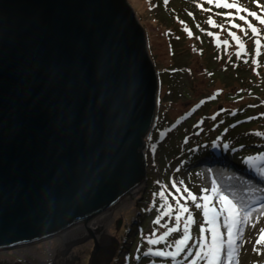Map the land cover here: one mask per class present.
Instances as JSON below:
<instances>
[{"label":"water","instance_id":"95a60500","mask_svg":"<svg viewBox=\"0 0 264 264\" xmlns=\"http://www.w3.org/2000/svg\"><path fill=\"white\" fill-rule=\"evenodd\" d=\"M157 93L127 0H0V252L92 241L88 264H111L105 222L146 182Z\"/></svg>","mask_w":264,"mask_h":264},{"label":"rangeland","instance_id":"374dc122","mask_svg":"<svg viewBox=\"0 0 264 264\" xmlns=\"http://www.w3.org/2000/svg\"><path fill=\"white\" fill-rule=\"evenodd\" d=\"M127 1L145 31L148 52L157 70L158 93L154 126L144 144L146 182L138 193L114 210L106 224L109 242L113 239L119 242L111 264H191L195 257L185 255L187 248L175 259L146 254L149 249L175 251L173 241L182 238L189 215L178 211L177 199L180 204H186L194 216L195 223L188 224L193 239L186 243L194 244L190 249L193 253L197 250L195 237L199 224L205 219L204 212L192 207L190 198L185 201L188 195L185 188L198 197L201 205H208L209 222L220 210L216 193L203 191L211 189L213 180L233 202L256 209L254 216L259 215L260 205L264 204V174L257 168H250V176L238 170L247 166L245 160L249 157L264 154V135H257L264 133V56L256 63L252 56L248 64L235 54L240 49L229 31L236 32L242 39L244 32L217 15L228 11L235 14V9L216 8L207 0H167V4L165 0ZM236 2L258 13L262 12L258 5H264V0H258V4L254 0ZM239 15L247 16L244 12ZM209 17L217 25L222 24L223 29L208 24ZM251 18L247 16L248 20ZM236 19L238 15L234 23L241 24L240 19ZM186 27L192 35L185 31ZM209 32L215 35L209 36ZM224 40L229 43L225 45ZM213 140L227 144L228 148L209 147L208 143ZM223 154L227 159H223ZM173 181H183L180 193L172 188ZM162 191L164 195H158ZM205 195L210 197L208 201L203 199ZM176 215L181 216L179 222L175 221ZM225 215L216 216L215 224L204 223L208 230L205 243H210L211 230L224 232L221 222ZM173 227L179 231L169 233L159 244L148 243L150 238L158 239ZM259 227H264V218L256 228L245 225L244 239L254 242ZM58 239L19 251H2L0 263L57 264L59 260L62 264L67 261V264H88L92 241L67 252ZM252 248L253 243L242 244L239 264H264V255H257ZM21 251L29 258L16 254L25 253ZM236 255L234 252V258ZM197 264L203 262L198 260Z\"/></svg>","mask_w":264,"mask_h":264},{"label":"snow or ice","instance_id":"6c2138e0","mask_svg":"<svg viewBox=\"0 0 264 264\" xmlns=\"http://www.w3.org/2000/svg\"><path fill=\"white\" fill-rule=\"evenodd\" d=\"M258 4V0H254ZM165 3L167 4V0H165ZM207 3L209 5H215L216 8H224V9H235L236 13L234 14L231 11L225 12V13H217V15H221L224 17L228 22L231 24L232 27H235L236 29L243 31L244 35H248V30L250 29L253 37H259L260 35V29L253 25L251 21L247 19V16H251L256 21L259 22V24L264 25V5H258L262 12L258 13L256 11H250L246 7H240L236 0H233V2H229V0H207ZM198 7L202 8V5H197ZM204 11H210V9H203ZM244 12L247 14L245 15H239V13ZM191 16L192 13H189ZM238 15V18L241 21H244L245 24H247V28H244L241 24L234 23V20L236 16ZM184 23L183 21L181 22ZM207 23L212 25L213 27H219L223 29V25H217L215 20H213L211 17L207 20ZM199 27V25H197ZM185 31L188 32L189 35H192L191 30L187 27L185 28ZM209 36H214V33H207ZM229 35L232 37L233 40L236 41L237 45H239V51H237L236 55L239 58L241 55V52L244 51V42L240 36L237 35L236 32L229 31ZM217 40L219 37H216ZM223 43L227 45L229 42L228 40H224ZM255 44V53L256 55L260 54V47H261V40L259 38H256L254 40ZM247 63V61H245ZM253 63H256L254 60ZM264 115V114H262ZM257 135H264V133H257ZM223 147L228 148V145L225 144ZM247 162L252 165V167L257 168L262 174H264V154L258 155V156H252L249 157ZM259 162V163H258ZM183 184V181L172 182V188L175 189L177 193L181 192L180 185ZM204 192L212 191L216 193L215 199H217L220 203V210L216 213V216H220L222 213H226L227 215L223 216L222 219V227L224 228V232H218L216 230H211V240L210 243H205L206 240L205 232L208 231L204 227V223H212L215 224L216 222V216H214L213 220L211 222L207 221L208 216V205L204 204L201 205V203L198 201V197L194 194H192L187 188L184 189V192H187L188 195L184 197L185 201H187L189 198L191 199L192 207H194L197 210H201L204 212V221L199 224L198 227V233L195 237L196 239V251L193 253L190 249L192 246L188 245L186 242L190 239H193V237L190 236L189 230H188V224L189 223H195L194 216L191 213L189 207L186 206V204H180L179 200H176V203L179 205L178 211L181 213H189V215L186 218V222L184 224L183 232L181 233L182 238L173 241V244L175 246V251H166V250H156L152 251V249H149L147 255H155L160 257H171L173 259L176 258L178 254L184 251V249H189L185 253L186 256H194L195 259L191 261V264H197V261H202L203 264H239V250L243 243H253V252H255L257 255H264V227H259L256 239L254 242L248 241L244 239L243 231L244 226L247 225L251 228H256L257 224L259 223L261 218H264V204L260 205V213L258 216H254V212H256V209L247 207L245 205L240 204L239 202H233L229 198V195L225 194V192L222 189H218L216 185V181L213 180L211 189H204ZM158 195L163 196V191L159 193ZM183 195V194H182ZM205 201H208L210 199L209 196L205 195L203 197ZM169 208L172 207L171 204L168 205ZM181 220L180 215L175 216V221L179 222ZM255 221V222H252ZM156 223H159V219H157ZM179 231L178 228L173 227L169 228L163 236L159 237L158 239H149L148 243L151 245L159 244L162 240H165L166 237H168L169 233H175ZM207 249V251H205ZM234 252L237 254L234 258L233 254Z\"/></svg>","mask_w":264,"mask_h":264},{"label":"trees","instance_id":"16d2710c","mask_svg":"<svg viewBox=\"0 0 264 264\" xmlns=\"http://www.w3.org/2000/svg\"><path fill=\"white\" fill-rule=\"evenodd\" d=\"M215 10V12H217L216 11V9H214ZM210 16H211V14H210ZM237 20V19H236ZM239 20V19H238ZM237 20V21H238ZM249 21H251V23L253 24V25H255L256 27H258L259 29H260V35H259V37H253V34H252V32H251V30L249 29L248 30V35L247 36H243V42H244V46H245V48H244V51L243 52H241V58H242V60H241V62H245V59H246V61H247V63L248 64H250L249 62H250V60H251V58H252V56H254L253 57V59H256L255 61H257L259 58H263V56H264V25H261V24H259V22L258 21H256L254 18H251V19H249ZM239 22L241 23V25L244 27V28H247V24H245V22L244 21H241V20H239ZM256 38H259L260 40H261V47H260V54L259 55H256V53H255V44H254V40L256 39ZM239 46V45H238ZM237 53V50L235 51V54ZM243 56H246V58H244ZM258 66H259V64H258ZM257 67V66H256ZM248 69V68H247ZM208 145H209V147H213V146H219V147H223V145H221V144H219L218 142H216V141H210L209 143H208ZM225 145V144H224ZM224 153H225V151H224ZM212 154V153H211ZM223 159H227V158H225V157H227L226 155H224L223 154ZM222 162H226L227 163V161H225V160H223ZM245 163H246V165L247 166H241V167H239L238 168V170H239V172L240 173H242V174H245V175H248V176H250V168H254V167H252V165H250L248 162H247V160H245ZM237 168L238 166L236 165H234V168ZM148 188V187H147ZM147 193H148V191H147ZM143 205V204H142ZM141 205V206H142ZM191 244V243H190ZM194 244H191V246H193ZM183 258V257H182Z\"/></svg>","mask_w":264,"mask_h":264},{"label":"flooded vegetation","instance_id":"af4514ba","mask_svg":"<svg viewBox=\"0 0 264 264\" xmlns=\"http://www.w3.org/2000/svg\"><path fill=\"white\" fill-rule=\"evenodd\" d=\"M59 241H61V239L59 238L58 239ZM38 244V243H37ZM28 247H33V245L32 246H27V247H21V248H18L17 250L19 251V250H21V249H23V248H28ZM7 252V251H6ZM21 252H25V251H21ZM0 253H3L2 251L0 252ZM16 253V252H15ZM29 253V252H28ZM17 255H19V256H23L25 259H28L29 257H28V255H27V253L25 252V253H20V254H18V253H16ZM28 261V260H27ZM13 262L14 261H12L11 263H8V262H3V263H0V264H13ZM16 263H18V264H20V263H24L23 261H16ZM26 263V262H25ZM24 263V264H25ZM68 263V261L67 262H65L64 264H67ZM34 264V263H33ZM57 264H62L61 262H59V260H58V262H57Z\"/></svg>","mask_w":264,"mask_h":264},{"label":"bare ground","instance_id":"6f19581e","mask_svg":"<svg viewBox=\"0 0 264 264\" xmlns=\"http://www.w3.org/2000/svg\"><path fill=\"white\" fill-rule=\"evenodd\" d=\"M222 161H223V160H222ZM139 191H140V189H139L138 191H136V193H138ZM108 222H109V219L106 220L105 224H106V223L108 224ZM13 264H18V263H16V261H14ZM20 264H24V263H20Z\"/></svg>","mask_w":264,"mask_h":264}]
</instances>
